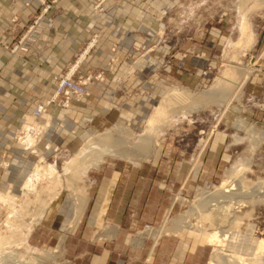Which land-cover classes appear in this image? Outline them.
<instances>
[{
    "label": "rangeland",
    "instance_id": "374dc122",
    "mask_svg": "<svg viewBox=\"0 0 264 264\" xmlns=\"http://www.w3.org/2000/svg\"><path fill=\"white\" fill-rule=\"evenodd\" d=\"M36 1L41 8L28 18L23 28H17L12 40L2 46L3 51L13 56L19 55L22 46L36 42L44 33L47 26L44 18L55 6L57 0ZM85 4L90 10L89 21L98 24L87 33L83 48L73 63L77 62L78 58H82L79 63L84 61L87 55L107 37V30L115 31L113 29L120 26L121 31L125 33V39L129 41L127 52L122 58L125 63L122 74L124 85L128 79L136 77L137 66L149 57L163 59L161 53L169 49L164 63L170 65V60L175 55L185 57L198 55L197 50L204 46L207 39L215 40L216 45L212 51L208 48L204 52L203 57L207 58L211 65L205 66L197 86H169L156 95L154 105L147 110L144 111L143 107L137 109L138 106H136L134 110H130L131 112H123V115L119 114L121 111L112 110L107 115H101L100 118L104 120L100 123H91L87 126L91 130L88 136L76 133L71 135L70 141H67L70 137L68 136L57 144L49 140L51 123L45 116L51 104L66 105L59 97L54 99V94L56 83L66 74L69 67L64 70L62 75L51 76L47 84L53 91L52 95L49 99H31L30 106L19 113V125L13 142L33 160L28 176L40 157H43L47 164L54 167L58 183H56L53 192L57 195L51 201L48 200L50 194L45 190L46 181H39L36 184L37 195H33L36 193L35 191L28 197H23L22 185L18 193L6 192L15 199L14 208L16 210H19V206H24L25 213L16 216V221L13 223L15 226H28L34 220L35 215L42 208L38 199L49 201V203L43 210L38 223L32 226L27 239L30 248H20L14 254L3 252L0 255V264H9L12 259V261L15 259L22 264H39L40 262L38 263L37 260L34 261L36 252L49 254V257L45 258L41 264H73L66 252V245L70 237L77 235L81 230L87 218L92 192L97 187L101 176L107 172L151 167L159 160L167 162L165 165L167 169L178 167V162H182L180 166L182 174L190 172V169L194 175L197 169L198 173L196 177L188 178L182 190H178L179 182L173 185L170 190L169 202L171 200L173 204L175 201V206L171 210L166 207L167 209L160 219L159 215L156 219L155 213H148L143 220L120 234L127 236V243H130V240L143 241V244L136 250L140 259L137 264H207L211 255L215 253L213 250H219L223 254L242 255L247 259L254 258L259 241L264 242V202L260 198V196H264V127L261 133L256 132L255 134L254 131L249 134L234 133L227 126L229 116L224 118L223 116L228 107L244 110L250 104L245 87L256 67L258 39L264 28V0H161L160 4L157 3V0H89ZM241 16L246 20L248 32L253 38L251 47L246 51L236 45L239 39ZM210 30L213 31V36L209 35ZM115 46L116 44L111 50ZM227 69L231 70L230 74L233 76V82H237L236 85L242 83L239 90L236 85L235 89L233 88L235 83L227 87L225 85L223 87V84L215 87L216 78ZM109 71L112 72V68L108 69ZM239 73H244V77H246L244 80L241 79V83L238 79ZM91 79L100 80L101 73L94 72L92 76H87L80 81H84L86 86ZM141 85L132 89L131 86L134 84L130 83V92ZM173 90L183 92L182 101L174 102L168 108V114L163 117L158 127L151 133H146L147 118L163 98L172 97ZM123 99L129 102V96ZM40 105H46L47 108L43 115L45 120L43 116L39 118L40 122L37 121L39 119H36V122L41 126L36 129L37 124L32 125L29 119L33 118L34 110ZM262 107L264 108V105ZM100 134L121 140V145L109 149V151L115 152L113 155L104 152L97 168H90L85 174L78 175L73 187L77 185L74 188H79V193L75 194L73 187H69V183L64 177L66 163L87 141L97 138ZM209 136L208 143L203 144L202 147L201 141L203 140L205 143ZM219 137L222 139V145L214 149L212 142ZM141 138L148 139L151 145L145 158L142 157L144 154L135 148L136 143L142 140ZM30 139L35 141L33 145L28 144L27 140ZM41 141L43 152H45L43 155H39L36 149V145ZM201 149L203 150L197 162L191 166L192 160L196 159ZM239 162L233 176L226 177V170L233 169ZM223 180L235 181L233 184L235 190L231 192H239V195L234 196L230 201L233 203L231 206L233 210L227 212L228 215L224 214L225 216L221 220L213 221V223L222 228L224 222L235 217L239 219L240 223L238 228L225 227L229 231L223 247L201 246L195 243L190 236V231L198 226L197 218L199 217L197 211H190V209L203 201L214 204L213 200L218 193L217 187ZM73 194L75 197H80L83 202L87 200V196L90 199L86 201L79 222L71 230V222L74 218L73 210L77 208L74 196L72 198ZM4 195L0 193V196ZM68 201L72 202V206L67 223L64 222V212H60L61 218L59 217L56 224L51 226L39 224L49 206H55L62 210L63 204ZM235 202L240 206L235 205ZM223 204L228 205L221 202V205ZM228 209L230 208L225 211ZM6 219V206L4 208L0 205V233H4L6 230ZM181 222L191 230L174 231L176 225ZM145 226H148V229H145ZM219 230L222 231L220 228ZM62 237H64V241L61 247L56 249ZM154 240H157L155 247L151 244ZM127 245L134 247L132 244ZM147 251L149 256L145 261ZM3 257L7 262H10L4 263L3 260L1 263ZM248 263L254 264L249 261ZM226 264L231 263L227 262Z\"/></svg>",
    "mask_w": 264,
    "mask_h": 264
},
{
    "label": "crops",
    "instance_id": "0c3cea01",
    "mask_svg": "<svg viewBox=\"0 0 264 264\" xmlns=\"http://www.w3.org/2000/svg\"><path fill=\"white\" fill-rule=\"evenodd\" d=\"M86 2L89 0H57L44 18L47 26L41 37L34 43L22 46L19 55L13 56L3 51L2 46L12 40L13 34L23 28L28 18L41 6L36 0H0L1 194L8 191L18 193L33 162L13 142L19 125V113L30 106L31 99L50 98L53 91L47 84L48 80L51 76L62 75L73 63L83 48L87 33L98 24L89 21L90 10ZM160 2L161 0H157L158 4ZM113 30L115 31H106L107 37L79 63L73 77L74 80H82L92 76L94 72L101 73L100 80L91 79L86 85L88 95L79 100H70L63 106L50 105L45 117L51 123L49 140L54 144L68 136L70 137L67 141H70L71 135L76 133L88 136L91 130L87 126L91 123H100L104 120L100 118L101 115H107L112 110L121 111L119 113L121 115L123 112H131L130 110H134L136 106L137 109L143 107L144 111L147 110L154 105L156 95L169 86H197L205 66L211 65V62L203 57L204 52L208 48L212 51L216 47L215 40L207 39L204 46L197 50L198 55L189 57L175 55L171 58L170 65L164 63L169 49L163 51L161 53L163 59L149 57L137 66L136 77H131L124 85L122 74L125 63L122 58L127 52L129 41L125 39V33L121 31L120 26ZM212 32L209 31L210 36H213ZM114 44L116 46L111 50ZM257 47L255 71L250 75L245 87L250 104L244 110L228 107L223 116V118L229 116L227 126L234 133L249 134L254 131L256 134L263 131L264 28L259 35ZM111 68L112 72H108ZM130 83L134 84L131 86L132 89L142 85L130 92ZM128 96L129 102L124 101L123 98ZM37 121L40 122V119ZM31 124L36 125L38 122L33 118ZM209 138L210 136L206 138L205 143L201 141L202 147L208 143ZM221 141V137L213 141V148L217 149L222 145ZM42 145V141L36 145L39 155L45 153ZM202 150L196 159L192 160L191 166L197 162ZM166 163L159 160L151 167L107 172L101 176L92 192L87 218L81 230L77 235L70 237L66 245V252L73 264H137L140 259L136 250L143 241L130 240V243H127V236L120 234L135 226L148 213L153 212L155 218L158 219L159 215L160 219L167 208L171 210L175 206V201L173 204L171 200L169 202L173 185L179 182L178 190H182L188 178H194L198 173V169L195 175L190 169V172L182 174L180 167L182 162H178V167L172 169H167ZM89 199L87 196V200ZM71 206L70 201L63 204L62 210L49 206L39 224L41 226L56 224L59 217L61 218L60 212H64V222L67 223ZM84 209L85 205L81 211ZM76 210H73L71 230L81 216L80 214L78 219L75 217ZM75 219L78 222L74 221ZM156 242L157 240H154L151 243L153 247ZM148 251L145 261L149 256Z\"/></svg>",
    "mask_w": 264,
    "mask_h": 264
},
{
    "label": "bare ground",
    "instance_id": "6f19581e",
    "mask_svg": "<svg viewBox=\"0 0 264 264\" xmlns=\"http://www.w3.org/2000/svg\"><path fill=\"white\" fill-rule=\"evenodd\" d=\"M241 1H246V0H241ZM240 18L241 19L239 21V39L237 40L236 45H238L239 47H241V49L243 48V50L246 51L251 47L253 43V38H252V35L248 32V29H247L248 27L246 24L247 22H245L246 20L244 19V17L242 18V16ZM230 72L231 70L227 69L218 78H216L215 87L222 85V84H223V87L224 85L225 87H227L230 84L235 83L233 85V88H234L237 82H233L234 79H232L233 76L230 74ZM240 73L238 74V79L240 80V83H241V79L244 80L246 77H244V73L242 74ZM241 85L242 83L236 85L237 90H239ZM171 94H172V97L163 98L161 103L154 109L152 114L147 118L146 129H145L146 133L149 134L152 131H154V129H156V127H158V125L161 123L163 117L166 114H168L167 113L168 108L171 107V105L174 102L182 101L184 97L183 92H181L180 90H173ZM32 119L33 118H30L29 121ZM39 125L40 124L38 123L36 129L41 127ZM45 125L47 124L45 123ZM27 142H29L28 144L30 145H33L35 143V141L31 139L29 141L27 140ZM119 145H121V140H118L117 138H113L112 136L105 135V134H100L97 136V138L87 141V143L79 151H77L72 156V158L66 163V167H65L66 170H65L64 177H65L66 182L69 183V187L70 186L73 187V183H75V180L76 178L79 177L78 175L80 173L85 174V172L89 170L90 168H97L99 164L101 163V160H102L101 158L104 155V152H108L109 154L113 155L115 152L113 153L112 151H109V149L115 146H119ZM150 146L151 145L149 144L148 139H144V140L142 139L136 143L135 148L138 152L143 153L144 155L142 157L145 158L146 156L145 154L149 153L148 150L150 149ZM239 164L240 162L236 164V166L233 169L231 170L228 169L229 171L226 170L227 171L225 174L226 177L229 178L233 176V173H235L236 171L235 169ZM39 181L47 182V186L45 190L50 194V196L48 197V200L51 201L53 198H55L57 194H55L53 190L55 189L56 183H58V177L56 176L54 167L52 165L47 164L44 161L43 157L39 158V161L32 167L30 175L24 179L22 183V196L28 197V195L33 194L36 191L35 190L36 184H38ZM234 183L235 181L233 180L231 182H228L227 180H223L221 184L217 187L218 193H217L216 198L213 200L215 201L214 204H210L209 201H203L200 204L193 206V209H190V211H197L199 215V217L197 218L198 226L196 227V229L194 228H192L194 230L188 229L189 227L182 224L181 222L180 224L176 225V228L174 231L182 232L181 230L183 229H187L188 231L191 230L190 236H192L195 243H198L201 246L208 245V246H212L215 248L223 247L224 242L226 241L228 237V231H229L225 227L238 228L240 221L237 217L231 218L228 222H224L222 224V228L216 225V223H213V221L221 220V218L225 216L224 214H227V212H231L233 210V208L231 209V206L233 203H231L230 201L231 199H233L234 196L239 195V192L238 193L231 192L235 190L234 185H233ZM74 187H77V185H75ZM74 187H73V192L75 194H78L79 188H74ZM37 194L38 192L36 191V193H34L33 195H37ZM73 196H74V201L76 202L75 204L77 206L76 208L77 214L75 213L76 215L75 217L78 219L79 215L81 214L80 212H83L81 210L84 208L85 203L81 200L80 197L79 198L75 197V195L73 194L72 198ZM260 198H261V201L264 202V196L262 197L260 196ZM218 199H221V201H218ZM38 200L42 204V208L37 212V214L34 217V220H32V222L28 226L21 227V226H15L13 223H15L17 215L25 213L24 206L23 207L19 206V210H16L14 208L15 199L12 196H10L9 193L5 194L4 196H0V205L4 208L6 206V211H7V219L5 222L6 230L4 233H0V255L3 254V252L5 251L7 252L6 254H14L20 248H28V249L30 248L27 242V239L31 232L32 226L38 223L43 210L49 203V201L45 202L44 200H40V199ZM221 202H224L228 205L227 206H225V204L221 205ZM25 204H27V202H25ZM234 204L237 206H240L238 205L237 202H235ZM227 208H230V209H228V211L227 210L225 211V209ZM74 221H77V220L75 219ZM218 227L222 231H220ZM63 241H64V237L61 238L56 249L61 247ZM213 251H215V253ZM213 251L212 252L214 253V255H211L207 264H226L227 262H230L231 264H249L248 261L254 262V264L255 263L264 264V257H262L264 255V242L262 240L259 241L255 249L254 258H251V259H247L242 255L233 254V253L223 254L219 250H213ZM217 251L219 252L216 253ZM52 252L55 253V251H52ZM35 256L36 257L34 258V261L37 260V262L38 263L40 262L39 264H41V262L45 258L49 257V254L44 253V252H38V253L36 252ZM3 260H4V263L5 262L9 263L11 261L9 264H22L20 261L15 260V259L14 261H12L13 260L12 259L7 262L4 259V257L1 260V263H3Z\"/></svg>",
    "mask_w": 264,
    "mask_h": 264
},
{
    "label": "built area",
    "instance_id": "2783aa9c",
    "mask_svg": "<svg viewBox=\"0 0 264 264\" xmlns=\"http://www.w3.org/2000/svg\"><path fill=\"white\" fill-rule=\"evenodd\" d=\"M81 59L78 58L77 62L71 64L66 74L56 83L54 99H57L59 97L61 100H63V103L67 104L70 100H79L88 95L85 82L74 80L72 78ZM46 108V105H40L39 107H37L34 110L33 118H41L46 112ZM144 228L148 229V226H145Z\"/></svg>",
    "mask_w": 264,
    "mask_h": 264
}]
</instances>
